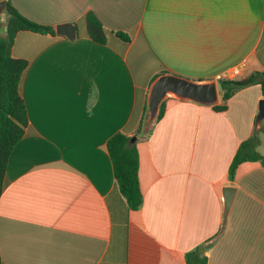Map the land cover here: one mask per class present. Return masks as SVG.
<instances>
[{"label":"crops","instance_id":"0c3cea01","mask_svg":"<svg viewBox=\"0 0 264 264\" xmlns=\"http://www.w3.org/2000/svg\"><path fill=\"white\" fill-rule=\"evenodd\" d=\"M8 1L54 30L73 23L77 36L22 30L11 46L28 63L20 91L29 122L0 194L2 264H187L198 246L206 264H264V162L243 161L229 177L254 134L264 158L255 127L264 95L255 83L223 100L219 85L264 70V0ZM89 12L130 40L85 36ZM167 72L214 79L215 104L226 108L168 97L151 131L138 133L149 86ZM118 132L135 137L138 209L114 178L106 143ZM225 185L235 193L210 241Z\"/></svg>","mask_w":264,"mask_h":264},{"label":"trees","instance_id":"16d2710c","mask_svg":"<svg viewBox=\"0 0 264 264\" xmlns=\"http://www.w3.org/2000/svg\"><path fill=\"white\" fill-rule=\"evenodd\" d=\"M5 1L8 9V22L4 28H0V194L9 155L17 141L24 135L29 122L20 91L22 76L28 63L24 59L14 58L11 55L13 40L16 34L22 30L55 34L52 27L40 25L26 18L8 0ZM83 22L85 36L95 42L105 43L110 33H114L124 41L130 40L126 33L106 29L92 12L83 17ZM255 83L260 85L261 92L264 95V70L250 73L240 79L220 78L219 85L224 90L223 100L228 99L236 90ZM164 106L165 101L161 103L158 118L161 116ZM212 108L220 111L225 109L226 105L214 104ZM142 122L143 118L139 123L138 133H141ZM262 130L264 132V122ZM256 146L257 136L255 134L239 145L229 167V177L231 179L234 178L235 170L241 162L256 160L264 162V158L257 152ZM106 147L114 178L121 193L131 209H138L142 203V194L137 173L138 153L136 141H132L131 136L118 132L108 139ZM204 249V247L198 246L196 249L186 252V263L206 264L207 257L204 255ZM0 264H2L1 259Z\"/></svg>","mask_w":264,"mask_h":264},{"label":"water","instance_id":"95a60500","mask_svg":"<svg viewBox=\"0 0 264 264\" xmlns=\"http://www.w3.org/2000/svg\"><path fill=\"white\" fill-rule=\"evenodd\" d=\"M8 22V9L5 0H0V27ZM55 32L58 35L74 39L77 36V29L73 23L64 22L56 25ZM168 97L192 101L204 105H214L218 100L217 84L214 79L194 80L188 77L174 74L161 73L151 82L146 100V110L142 122V133L151 131L158 119L161 103ZM264 120V97L259 100L258 111L255 116L256 129L261 127ZM135 140V137H131ZM235 193V187L225 185L222 188V221L218 233L210 239L215 240L223 231L231 202Z\"/></svg>","mask_w":264,"mask_h":264},{"label":"rangeland","instance_id":"374dc122","mask_svg":"<svg viewBox=\"0 0 264 264\" xmlns=\"http://www.w3.org/2000/svg\"><path fill=\"white\" fill-rule=\"evenodd\" d=\"M260 141H261V146H260V151L262 154H264V133L260 132Z\"/></svg>","mask_w":264,"mask_h":264},{"label":"built area","instance_id":"2783aa9c","mask_svg":"<svg viewBox=\"0 0 264 264\" xmlns=\"http://www.w3.org/2000/svg\"><path fill=\"white\" fill-rule=\"evenodd\" d=\"M239 73V70L236 67H233L230 71V76L234 77L235 75H237Z\"/></svg>","mask_w":264,"mask_h":264}]
</instances>
